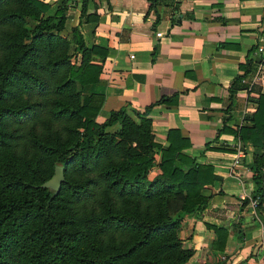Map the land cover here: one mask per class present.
<instances>
[{
  "label": "trees",
  "instance_id": "1",
  "mask_svg": "<svg viewBox=\"0 0 264 264\" xmlns=\"http://www.w3.org/2000/svg\"><path fill=\"white\" fill-rule=\"evenodd\" d=\"M89 1L81 2L85 21L96 19L86 13ZM69 5L0 0V264H184L195 249L178 229L206 207L202 188L216 179L214 167L184 151L190 140L178 129L168 130L167 145L156 142L150 106L96 120L105 96L82 87L102 82L106 50L88 44L79 25L70 29L73 44L62 35ZM257 64H239L230 94L249 86L243 77ZM257 102L252 123L237 132L262 149L250 167L264 209V93ZM56 164L64 173L57 192L42 186ZM248 202L241 198L240 207ZM203 224L213 250L224 252L232 230L236 247L244 241L240 218ZM227 255L204 264H226Z\"/></svg>",
  "mask_w": 264,
  "mask_h": 264
},
{
  "label": "crops",
  "instance_id": "2",
  "mask_svg": "<svg viewBox=\"0 0 264 264\" xmlns=\"http://www.w3.org/2000/svg\"><path fill=\"white\" fill-rule=\"evenodd\" d=\"M69 1L64 31L79 25L88 44L106 50L100 61L102 82L82 87L84 93L105 96L96 120L126 105L141 112L150 106L156 142L167 145L171 128L188 137L184 151L212 164L216 174L202 188L208 201L200 218L184 216L195 246L211 247L213 233L203 219L230 224L240 218L243 243L232 244V230L224 252L211 249L223 257L234 250L226 264H264V209L257 196L254 206L240 207L241 198L253 197L250 163L262 149L237 132L252 123L247 115L256 109L259 92L264 93V0H100L97 7L90 0L86 13L95 12L96 19L88 21L80 10L82 0ZM248 57L258 62L243 77L249 86L230 94L233 78L243 73L239 64ZM174 93L175 101H160Z\"/></svg>",
  "mask_w": 264,
  "mask_h": 264
},
{
  "label": "rangeland",
  "instance_id": "3",
  "mask_svg": "<svg viewBox=\"0 0 264 264\" xmlns=\"http://www.w3.org/2000/svg\"><path fill=\"white\" fill-rule=\"evenodd\" d=\"M92 20H95V19H92ZM69 24H70V22L67 23V25H69ZM62 35L65 36L66 38H69L73 44L74 35L72 32L62 31ZM116 127L117 126L107 128V130L113 131L114 129H116ZM201 213H202V211H199V212L193 213V215L200 218V215H202ZM191 216L192 215H188V217H191ZM187 221H188V219H186V217L183 218V220L179 226V229H178V235L183 239V243L185 245H192L194 247V249H195L194 254L196 253V251L198 252V254H196V255L193 254L184 264L212 263L214 261L222 259L223 256H221L220 254L219 255L216 254L217 252L213 251L211 249V247H209V244L207 245L204 243H200L199 246H195V241L193 240V233L190 229V225L189 226L186 225ZM241 227L242 228L245 227L244 222H243V224L241 223ZM236 240H237V234L234 233L232 244H235ZM233 251L234 250L230 249L228 252V255Z\"/></svg>",
  "mask_w": 264,
  "mask_h": 264
},
{
  "label": "water",
  "instance_id": "4",
  "mask_svg": "<svg viewBox=\"0 0 264 264\" xmlns=\"http://www.w3.org/2000/svg\"><path fill=\"white\" fill-rule=\"evenodd\" d=\"M63 180H64L63 168L60 164H56L54 166L53 174L51 175L50 178H48L42 183V186L50 187L54 189L55 192H57Z\"/></svg>",
  "mask_w": 264,
  "mask_h": 264
},
{
  "label": "built area",
  "instance_id": "5",
  "mask_svg": "<svg viewBox=\"0 0 264 264\" xmlns=\"http://www.w3.org/2000/svg\"><path fill=\"white\" fill-rule=\"evenodd\" d=\"M157 35H161V32L160 31H157L156 32ZM237 151H239V149H237ZM237 155V154H236ZM249 203L254 206L256 203H257V198L255 197H252V198H249Z\"/></svg>",
  "mask_w": 264,
  "mask_h": 264
}]
</instances>
